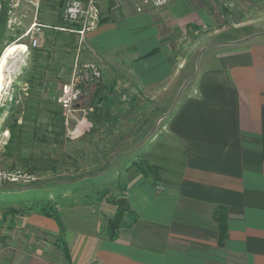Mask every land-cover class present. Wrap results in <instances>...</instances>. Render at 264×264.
<instances>
[{"label": "crops", "instance_id": "0c3cea01", "mask_svg": "<svg viewBox=\"0 0 264 264\" xmlns=\"http://www.w3.org/2000/svg\"><path fill=\"white\" fill-rule=\"evenodd\" d=\"M99 6L86 54L104 63L103 83L124 81L167 109L170 146L143 164L138 151L118 153L101 181L111 192L88 204L91 228L61 232L41 215L63 249L1 245L0 264H264V0ZM121 197L130 210L111 240L118 205L106 199Z\"/></svg>", "mask_w": 264, "mask_h": 264}, {"label": "rangeland", "instance_id": "374dc122", "mask_svg": "<svg viewBox=\"0 0 264 264\" xmlns=\"http://www.w3.org/2000/svg\"><path fill=\"white\" fill-rule=\"evenodd\" d=\"M66 2L41 1L38 21L48 28L43 29L36 46L26 35L36 13L32 6L21 2L7 12L1 25L0 55L10 45L20 47L8 60L6 71L11 82L0 97V167L22 169L36 180L28 185L0 186V248L18 245L52 253L54 245L58 251L63 249L41 222L39 207L52 204L69 230L89 229L96 209L88 204L103 201L98 198L111 192L101 181L110 177L113 159L122 151H138V156L144 155L138 159L143 164L151 151L166 152L170 146L162 122L167 109L160 112L153 98L132 91L124 81H119V88H113L108 80L103 83L104 75L86 98L91 108L90 129L76 139L66 136L65 118L57 100L62 85L70 80L76 63L96 61L86 54L87 33L82 37L52 28L65 25ZM188 46L185 43L182 47ZM196 55L190 64L197 61V70L201 60ZM178 62L179 67L187 63ZM98 63L104 71V63ZM187 84L179 89V96L185 94ZM167 158L163 162L166 165L173 157ZM106 200L115 205V199Z\"/></svg>", "mask_w": 264, "mask_h": 264}, {"label": "built area", "instance_id": "2783aa9c", "mask_svg": "<svg viewBox=\"0 0 264 264\" xmlns=\"http://www.w3.org/2000/svg\"><path fill=\"white\" fill-rule=\"evenodd\" d=\"M42 0H0V18L3 11H12L21 2L33 8L36 13L33 22L26 35H29L33 46L38 44V37L44 28H48L38 21L37 10ZM175 0H142L143 5H150L153 9H161ZM140 11V8H137ZM101 18V9L98 0H67L64 11V26L52 27L84 36L85 33L95 30ZM70 26H78L71 28ZM68 27V28H67ZM103 78V68L96 61L76 63L69 81L62 85L58 96V104L61 107L66 124V136L76 139L84 135L91 127L88 119L91 108L87 96L89 91L97 86ZM87 101V102H86ZM69 119L74 123H69ZM36 180V177L22 169H5L0 167V186L19 184L28 185Z\"/></svg>", "mask_w": 264, "mask_h": 264}, {"label": "trees", "instance_id": "16d2710c", "mask_svg": "<svg viewBox=\"0 0 264 264\" xmlns=\"http://www.w3.org/2000/svg\"><path fill=\"white\" fill-rule=\"evenodd\" d=\"M7 12L6 10L2 12L0 18V32H1V25L6 22ZM1 56V55H0ZM115 205H117V201L114 200ZM128 205H125L123 208L117 207L116 212L114 215L107 220L106 224V232L109 239L113 240L118 236V231L121 228L122 221L125 217V214L129 212ZM38 214L53 219L57 225L59 226L60 231L64 230L63 224L60 220L59 214L56 212L52 204H48L47 206H41L38 208ZM66 252V251H65ZM68 257L67 253L65 254Z\"/></svg>", "mask_w": 264, "mask_h": 264}, {"label": "bare ground", "instance_id": "6f19581e", "mask_svg": "<svg viewBox=\"0 0 264 264\" xmlns=\"http://www.w3.org/2000/svg\"><path fill=\"white\" fill-rule=\"evenodd\" d=\"M20 47V45H10L6 47L3 53L0 56V97L7 86L11 82L10 74H7L6 71L8 60L14 57L16 50Z\"/></svg>", "mask_w": 264, "mask_h": 264}, {"label": "water", "instance_id": "95a60500", "mask_svg": "<svg viewBox=\"0 0 264 264\" xmlns=\"http://www.w3.org/2000/svg\"><path fill=\"white\" fill-rule=\"evenodd\" d=\"M186 84V83H185ZM184 84V85H185ZM183 88V87H182ZM181 91H182V89H181ZM180 91V92H181ZM180 94V93H179ZM149 181H151V179H149ZM125 204H126V199L125 198H123V197H121V198H119L118 200H117V205L119 206V207H121V208H123L124 206H125Z\"/></svg>", "mask_w": 264, "mask_h": 264}]
</instances>
